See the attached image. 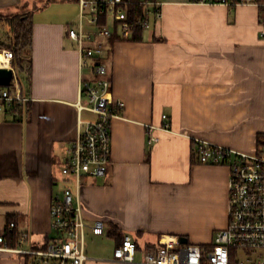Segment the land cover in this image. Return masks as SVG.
I'll return each mask as SVG.
<instances>
[{
    "label": "crops",
    "instance_id": "1",
    "mask_svg": "<svg viewBox=\"0 0 264 264\" xmlns=\"http://www.w3.org/2000/svg\"><path fill=\"white\" fill-rule=\"evenodd\" d=\"M160 1L162 18L142 39L98 37L113 95L125 108L111 123L107 173L90 176L81 198L87 224L102 218L107 235L117 226L122 235L157 243L169 235L208 244L229 222L230 169L201 163L193 139L257 150L264 134V9L257 2ZM76 8L80 16L75 0H0V26L11 28L6 17L33 11L24 62L30 82L20 84L29 100L19 115L0 111V231L16 215L26 237L21 249L52 238L51 202L67 186L62 166L79 120L96 118L77 106L81 78L92 74L68 36L79 23ZM7 36L0 37V50L9 49ZM0 264H27V258L0 251Z\"/></svg>",
    "mask_w": 264,
    "mask_h": 264
},
{
    "label": "built area",
    "instance_id": "2",
    "mask_svg": "<svg viewBox=\"0 0 264 264\" xmlns=\"http://www.w3.org/2000/svg\"><path fill=\"white\" fill-rule=\"evenodd\" d=\"M130 0H78L80 21L70 26L68 36L77 43L81 66L88 67L92 77H82L79 88V111H89L95 119L79 120V133L72 143L70 153L62 166L67 186L60 196L52 199L50 215L55 236L32 249L10 247L7 234L15 228V223L0 231V251H10L27 258V264H86L91 260L86 254V230L94 235H106V225L102 218L89 226L85 218V206L81 198L82 188L90 176L106 175L112 154L111 123L120 116L125 102L116 99L112 92V82L108 68L101 58L105 52L103 42L98 37L110 38L118 30L122 39H130L136 27L144 30L151 22L162 18L160 0H144L142 17L131 20L122 7ZM201 3H222L229 5L256 2V0H192ZM88 23L96 30L85 27ZM117 23V28L108 24L100 25L101 16ZM264 35V13L261 18ZM11 67L13 52L1 49ZM90 60V62H89ZM14 69V68H13ZM85 99V101H84ZM29 100L20 87L15 69L10 87L0 88V111L9 109L13 102L19 105ZM164 120L167 115L163 116ZM164 128H169L165 123ZM152 140H157L152 138ZM193 153L203 164L225 165L230 169L229 205L227 226L218 230L208 244L183 243L179 236L162 235L157 244L148 245L141 262L136 261L142 248L130 233L123 235L121 243L114 250V264H264V148L255 152L233 149L212 141L195 137ZM26 240L21 237L20 242ZM240 254L246 256L238 258Z\"/></svg>",
    "mask_w": 264,
    "mask_h": 264
},
{
    "label": "trees",
    "instance_id": "3",
    "mask_svg": "<svg viewBox=\"0 0 264 264\" xmlns=\"http://www.w3.org/2000/svg\"><path fill=\"white\" fill-rule=\"evenodd\" d=\"M143 1L144 0H130L125 5L122 6L127 11L128 16L130 17L131 20H134L137 17L144 16ZM256 2L260 4L261 9H264V0H256ZM32 15H33V11L28 12L26 18L20 16L19 14H13L6 17L11 23L10 26L12 32V34L9 37L10 39L7 47L13 52L12 66L17 71L18 80L21 85L23 83V76L25 82L27 83L30 82V69H26L24 67V62L26 59L24 58L23 55H26V53L28 55L32 46V37H33ZM99 24L100 25L108 24L107 17L105 15L100 17ZM114 27L117 28V23H114ZM143 31L144 29L141 26L136 27V29L132 33V37L130 38V40L142 39ZM109 39L110 41H115V40H121L122 37L120 36L118 30L116 29V33ZM7 87H10V85ZM22 106L23 104L19 105V103L13 102L12 106L9 109H7V111L19 115L22 112V108H23ZM262 135L263 134L259 135L258 140ZM12 222L17 224L16 215L7 216L6 225L7 226L10 225V223ZM109 235L117 237L118 240H120V238H122L123 236L120 233L119 228L117 226H113L111 228V230L109 231ZM21 237H22V233L18 231V228L15 225V228L7 234V244L14 248L19 247Z\"/></svg>",
    "mask_w": 264,
    "mask_h": 264
},
{
    "label": "rangeland",
    "instance_id": "4",
    "mask_svg": "<svg viewBox=\"0 0 264 264\" xmlns=\"http://www.w3.org/2000/svg\"><path fill=\"white\" fill-rule=\"evenodd\" d=\"M76 5H78V4L76 3ZM75 13H76V15H78L76 17L77 20L80 21V16L78 14V8L75 9ZM19 15L26 18L27 11L21 10ZM89 16H90L89 14L85 15V17H84L85 24L88 23ZM0 17H2V16H0ZM113 24H114V21L112 20V18H110L108 26L110 28H113ZM75 25H77V23ZM7 34L8 35L12 34L11 28L8 26H5V27L0 26V37L3 35L7 36ZM7 39H9L8 36H7ZM23 56L25 59L28 58L27 53H26V55H23ZM89 62H90V60H89ZM87 71L88 70L86 69L85 72H87ZM23 84H25L24 76H23ZM90 115H91V113H90ZM259 140H258L257 146L260 148H264V134L260 137ZM256 149H257V147H256ZM132 235H133L134 239L138 242L140 247L142 248L143 254L138 253V255L136 257V261L141 262L142 258L144 257V254L146 252V247L149 244H157V239H154V238L151 239V237L148 238L147 236H137L135 234H132ZM54 236H55V233L51 234V237H54ZM213 238H214V236H213ZM189 242L194 243L191 239H189ZM117 244H118L117 237L109 236L107 234L103 235V236L94 235L91 231H89L87 229L86 230V240H85L86 254L89 256V258H91V260L87 261L86 264H114L112 260L114 259V250H115ZM245 257L246 256H244L243 254H240L238 258L243 259Z\"/></svg>",
    "mask_w": 264,
    "mask_h": 264
},
{
    "label": "water",
    "instance_id": "5",
    "mask_svg": "<svg viewBox=\"0 0 264 264\" xmlns=\"http://www.w3.org/2000/svg\"><path fill=\"white\" fill-rule=\"evenodd\" d=\"M14 78V69L11 67H0V86H9ZM183 243L189 242L187 237H181Z\"/></svg>",
    "mask_w": 264,
    "mask_h": 264
},
{
    "label": "bare ground",
    "instance_id": "6",
    "mask_svg": "<svg viewBox=\"0 0 264 264\" xmlns=\"http://www.w3.org/2000/svg\"><path fill=\"white\" fill-rule=\"evenodd\" d=\"M0 62L4 65L8 64L3 54H0Z\"/></svg>",
    "mask_w": 264,
    "mask_h": 264
}]
</instances>
